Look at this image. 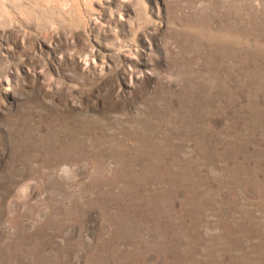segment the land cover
Segmentation results:
<instances>
[{
  "label": "rangeland",
  "instance_id": "rangeland-1",
  "mask_svg": "<svg viewBox=\"0 0 264 264\" xmlns=\"http://www.w3.org/2000/svg\"><path fill=\"white\" fill-rule=\"evenodd\" d=\"M0 264H264V0H0Z\"/></svg>",
  "mask_w": 264,
  "mask_h": 264
}]
</instances>
